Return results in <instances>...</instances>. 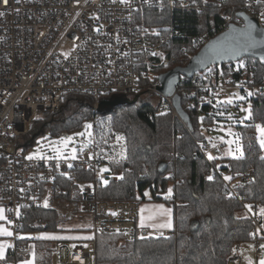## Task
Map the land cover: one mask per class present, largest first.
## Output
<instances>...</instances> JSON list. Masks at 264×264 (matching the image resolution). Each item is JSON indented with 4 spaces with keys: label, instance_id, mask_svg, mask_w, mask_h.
<instances>
[{
    "label": "built area",
    "instance_id": "built-area-1",
    "mask_svg": "<svg viewBox=\"0 0 264 264\" xmlns=\"http://www.w3.org/2000/svg\"><path fill=\"white\" fill-rule=\"evenodd\" d=\"M207 1L9 0L4 5L0 0V12L5 13L0 16V206L6 212L5 223L16 239L14 251L26 250L18 241L26 235L21 228L28 211L57 209L61 202L91 217L94 244L98 235L106 233L122 234L128 241L173 234L172 230L153 231L139 224V196L131 193L129 199L118 201L98 197V190L105 185L103 181L116 176L114 165L127 158L124 133L107 125L104 128L99 118H93L90 145L79 146L76 159L61 160L27 159L30 145L27 137L44 112H57L64 97L74 92L91 95L95 100L94 112L99 111L101 100L112 95L128 94L131 98L153 94L159 101V113L171 114L186 127L173 95L166 96L158 89L162 73L156 69L168 63L167 47L182 36L180 13L194 15L203 10ZM150 10L156 14L168 13L169 20L155 26L146 25ZM241 12L255 17L264 27L261 15L264 4L260 0H248L234 5L233 12L203 33L199 42L205 44L212 34L227 30L231 24L245 26V19L238 16ZM255 60L244 57L211 65L193 77L181 76L175 94H180L190 107L194 96L202 103L215 102L226 90L249 92L250 97L264 94V82L247 80L257 69ZM67 133L61 131L57 135L62 137ZM117 136L124 139L117 141ZM195 144L196 155L210 165L227 157L226 143L220 139H195ZM209 154L216 159L210 160ZM104 168L109 171L101 172ZM77 170L93 172V179L79 182ZM230 174L231 170L224 172L223 179ZM64 179L77 184L78 189L72 191V196L79 192V205L58 198L67 194V189L58 184ZM245 179L249 181L250 176ZM224 181L232 189L230 181ZM165 196L170 198L169 194ZM240 202V212L254 223L253 233L259 246L262 241L259 237H264V215L260 213L264 207L241 199ZM245 205H251L252 211ZM58 251V257L63 260L61 249ZM93 255L95 251L78 246L63 263L88 264ZM227 264H245L238 249H233Z\"/></svg>",
    "mask_w": 264,
    "mask_h": 264
},
{
    "label": "trees",
    "instance_id": "trees-1",
    "mask_svg": "<svg viewBox=\"0 0 264 264\" xmlns=\"http://www.w3.org/2000/svg\"><path fill=\"white\" fill-rule=\"evenodd\" d=\"M246 1L208 0L203 10L194 15L180 13L182 36L169 44V61L156 70L164 73L177 66H186L204 45L198 38L223 22L225 15L233 12L234 5ZM260 2L264 4V0ZM168 20V13L156 14L150 10L146 25L155 26V23ZM218 34H212V38ZM255 64L257 69L253 75H248L247 80L264 82V63L256 59ZM128 96L131 95H112L113 105H104L94 112L95 100L91 95L69 93L57 112H44L35 121L27 138L31 144L48 130L56 135L61 131H78L86 121L99 118L104 128L108 126L125 134L128 153L124 161L114 165V168L124 170L123 179L108 181L98 190V197L118 201L129 199L132 193L141 196L140 202L147 199L144 193L149 191L148 200L163 201L173 207L171 236L136 237L128 241L119 233L98 235L95 264H227L228 257L239 244L251 241L256 244L253 221L238 212L242 207L240 199L264 207V160L261 159L264 150L260 148L255 128L256 124L264 126V94L251 96L252 117L237 126L244 158L226 157L211 165L196 155L195 139L206 138L201 113L205 114L204 122L209 127L220 119L217 113H211L215 109L214 102L202 103L194 96L190 107L179 94L185 127L171 114L159 113V101L153 95L145 94L135 101L136 95ZM229 170L232 179L228 181L232 189L222 177ZM250 170H253L252 174ZM209 175L213 176L212 180L207 179ZM248 176L250 180L246 181ZM76 178L79 182H89L93 179V172L77 170ZM58 184L67 189V194L58 198L79 205V192L72 196V191L78 189L77 184L65 179ZM169 189L172 190L170 198H166ZM59 222L57 209L32 208L21 231H57ZM259 238L264 239L263 236ZM58 242L49 238L37 239L36 264H53ZM26 255V250H12L4 262L16 261Z\"/></svg>",
    "mask_w": 264,
    "mask_h": 264
},
{
    "label": "rangeland",
    "instance_id": "rangeland-1",
    "mask_svg": "<svg viewBox=\"0 0 264 264\" xmlns=\"http://www.w3.org/2000/svg\"><path fill=\"white\" fill-rule=\"evenodd\" d=\"M233 94H238L239 96H243L245 97L244 100H238L234 97ZM148 95H153V94H148ZM154 97H156L155 95H153ZM144 97V95L142 96ZM228 98H232L233 99V103L231 105L228 104H218L217 101H224L225 99ZM249 105H251V109H252V101H251V97L248 93H243L241 92V90L238 89H233V90H226V94L220 96L215 102H214V106L215 109H213L211 111V113H218V112H223L225 113L224 115H218L219 116V120H217L213 125H211L210 127L206 125V123L204 122V113H201L200 118H201V123L203 124V129H204V134L206 136V138L208 139H220L223 138V140L227 141V140H232L234 137L229 135V130L231 131V133H235L237 135H239L238 131H237V126L238 125H242L245 124L247 121H249L250 119L244 120L243 123L240 122V119L244 116H246L247 114L245 112H242L240 109L241 108H247ZM231 113L233 116L232 120H229L227 118V114ZM42 117V116H41ZM86 124H91L92 125V121L88 120L84 123L82 129L78 130V131H74V132H68L65 136H58L56 134H53L51 131H45L44 134L38 136L36 138V140L31 143L30 145H28V151H27V156L29 155H33L37 153V150L39 149V155L43 156V157H53L55 156V153L52 151V147H61V145H59L58 143L54 144L52 142H58L61 138L63 137H72V141L69 143L68 147L66 149H64V155L66 157H71L70 153H71V149L75 148L76 150L78 149L79 146H89L92 140V128L88 129L87 132H90L91 135H78V133H86V129H85V125ZM261 125V124H260ZM263 126V125H262ZM258 135V132H257ZM240 136V135H239ZM28 138V137H27ZM240 143H241V138H240ZM242 145V143H241ZM229 145L226 144V156L232 158L231 156L227 155V150H228ZM233 149L235 148V144L232 145ZM264 150V149H263ZM116 176H114V178L112 179L113 181H118L121 180L120 177H124V170L121 168H117L115 171ZM171 188V187H170ZM148 193V195L146 196L147 199L143 200V201H149L148 199L150 198V192L146 191ZM139 199H142L141 196L139 195ZM142 200L140 201V203L143 202ZM71 204H74V202H70ZM75 205V204H74ZM60 208H57V210L60 212V222L62 220H64L66 218V214H69V211L71 206L61 202L59 203ZM77 206V205H75ZM73 210V209H72ZM73 211L75 212H80V210H76L74 209ZM239 215H242V213L239 211L238 212ZM243 216V215H242ZM83 221L86 220V222H84L85 224L90 223L89 221V216L86 214H83ZM73 222L71 223H81L80 221L77 220H72ZM59 222V223H60ZM263 227H264V222H263ZM72 231V230H70ZM76 231V230H75ZM61 232H65V231H61ZM77 232V231H76ZM86 232V231H83ZM25 233V232H24ZM34 233V232H32ZM68 248H73L75 245V241H68ZM253 245H255V242H244L239 244L236 248H239L240 252L245 254L249 253L251 256L254 253V247ZM87 248L92 252L94 249V246L92 245L91 242H87ZM58 252L56 251L54 253V262L55 264H60L59 262V258H58ZM63 254L66 256L67 254V248L62 250Z\"/></svg>",
    "mask_w": 264,
    "mask_h": 264
},
{
    "label": "crops",
    "instance_id": "crops-1",
    "mask_svg": "<svg viewBox=\"0 0 264 264\" xmlns=\"http://www.w3.org/2000/svg\"><path fill=\"white\" fill-rule=\"evenodd\" d=\"M160 205H163L165 209H170L171 213L170 215L168 214H161V210L159 208ZM69 206V205H68ZM0 208H2L0 206ZM141 209H144L143 212H141ZM71 211H69V214H66V218L62 220L59 223V229L57 231H48V232H25V236L23 239H21V242L23 245L26 246V257L16 260V261H10V262H4L5 259L7 258L8 254L10 251L14 249V245L16 244V239L14 237L13 230L11 227H9L6 223L5 220H0V224L3 226L7 227L9 231L13 233L12 236H0V244L5 245L4 248V258L0 259V264H23L24 261L26 260H31L32 259V252H35L36 249V244L35 241L39 238L42 237H59V238H49V239H54L59 241L57 244L56 251L61 249V251L65 248H67V254L66 256L63 254V260L67 259L69 254L75 250L76 247L80 246L85 248L86 250L90 251L87 247L84 245H87V242H91L92 245L94 246L93 251H95V244L93 242L94 234L91 231V225H92V219L91 217L86 214V213H81V212H75L72 210V207L70 208ZM76 210H79L78 208ZM174 210L171 205H169L166 202L163 201H143L142 203L139 204V224H141V216H143V226L148 227L149 229L153 231H163V230H173L174 228V216H173ZM83 214H86L89 216V221L90 223L85 224L86 220L83 221ZM4 215L6 217V212L4 211ZM151 217V219H150ZM72 220H77L80 221L81 223H71L73 222ZM171 222V227H153V225H160V224H167L168 222ZM72 230V231H70ZM77 232H76V231ZM65 231V232H61ZM86 231V232H83ZM24 233V232H23ZM68 237H71L70 239ZM82 237H91L90 239H82ZM68 241H75L74 247L68 248ZM261 245H264V239L261 241L260 245L257 246L256 244L253 245L254 253L251 256L249 253L243 254L240 252L239 248H237L240 252V254L243 257V262L245 264H260V261L264 259V248L261 247ZM239 247V246H238ZM55 251V252H56ZM54 252V253H55ZM54 257V255H53ZM59 258V257H58ZM63 260L59 258L60 264H64ZM34 264H36V254H35V261ZM53 264H55L54 259H53ZM88 264H95V255L89 259Z\"/></svg>",
    "mask_w": 264,
    "mask_h": 264
},
{
    "label": "water",
    "instance_id": "water-1",
    "mask_svg": "<svg viewBox=\"0 0 264 264\" xmlns=\"http://www.w3.org/2000/svg\"><path fill=\"white\" fill-rule=\"evenodd\" d=\"M238 16L245 19V26L240 27L231 24L227 30L206 42L191 57L186 66H177L160 75L161 86L158 89L166 96L173 95L174 103L179 112H181L180 97L175 94V91L181 76L193 77L197 71L211 65L235 62L244 57H253L264 63V43L233 50V38L241 36L245 29H250L257 41L264 39V27L259 23L258 19L243 12L238 13ZM138 98L139 95L134 98V101ZM114 103L113 99H103L100 101V107L113 105Z\"/></svg>",
    "mask_w": 264,
    "mask_h": 264
},
{
    "label": "snow or ice",
    "instance_id": "snow-or-ice-1",
    "mask_svg": "<svg viewBox=\"0 0 264 264\" xmlns=\"http://www.w3.org/2000/svg\"><path fill=\"white\" fill-rule=\"evenodd\" d=\"M121 2H125V0H121ZM9 3V0H3V4L7 5ZM5 13L4 12H0V16H3ZM262 16H264V13L261 14ZM258 43H264V39L257 41L256 38L253 36L252 32L250 29H245L243 34L239 37H235L233 38V50H237V49H241V48H247V47H251L254 46ZM68 54H65V56H67ZM241 67H243V65H241ZM234 97L238 100H244L245 97L243 96H239L238 94H233ZM249 95H251V93H249ZM218 104H228L231 105L233 103V99L232 98H228L225 99L224 101H217ZM242 112H245L247 115L242 117L240 119V122L243 123L244 120L250 119L252 117V109H251V105H249L247 108H241L240 109ZM218 115H224L225 113L223 112H218ZM227 118L229 120L233 119V116L231 113L227 114ZM86 129V133H78V135H91L90 132H87L88 129L92 128L91 124H86L85 126ZM255 128L258 132V137L257 140L259 142L260 148L264 149V126L260 125V124H256ZM229 135L233 136L234 138L232 140H223V138H221V141L228 144V150H227V155L231 156L233 159H243L244 158V151H243V146L240 143V136L235 134V133H231V131L229 130ZM72 137H63L61 138L58 142H52L54 144L58 143L59 145H61V147H52V151L55 153V156L53 157H48L49 159H56V160H61V159H67L68 157H66L64 155V149H66L69 145V143L72 141ZM124 138L122 136H117V141L123 140ZM235 144V148L233 149L232 145ZM213 147H216L215 144H213ZM39 149L37 150L36 154L33 155H29L27 157V159L32 160L34 158H40V159H44L45 157L40 156L39 155ZM76 149L72 148L71 149V159H76ZM121 155H123V153H121ZM208 158L210 160L212 159H216V157H213L211 154H209ZM262 160H264V156L261 157ZM58 166V165H57ZM69 167H72L71 164L68 165ZM101 172H107L109 171V169L104 168L100 170ZM120 179H123V177H120ZM208 180H212L213 176L209 175L207 177ZM232 177L231 176H224V180H231ZM104 184H107L108 181L104 180L103 181ZM234 187H240V185H234ZM171 189L168 190L169 195L171 194ZM145 196L148 195L147 192L144 193ZM45 205H47V201H45ZM245 207L249 210L252 211V206L251 205H245ZM160 210H161V214H168L170 215L171 210L170 209H165L163 207V205L159 206ZM4 209L0 208V220H5L6 217L4 215ZM144 209H141V212H143ZM261 215H264V209L260 210ZM17 215H19V213L17 212ZM113 215H115V213H113ZM143 216H141V226H143ZM151 219V217H150ZM11 223V222H8ZM153 227H160V228H164V227H171V222L169 220V222L167 224H160V225H153ZM13 233L11 231H9V229L5 226H3L2 224H0V236H12ZM42 238H59V237H42ZM69 239L71 237H68ZM91 237H82V239H90ZM85 247H87V245H84ZM262 248H264V245H261ZM4 248L5 245L0 244V259L4 258ZM235 251V250H234ZM35 261V252H32V259L31 260H26L23 262V264H34ZM260 264H264V259H262L260 261Z\"/></svg>",
    "mask_w": 264,
    "mask_h": 264
},
{
    "label": "flooded vegetation",
    "instance_id": "flooded-vegetation-1",
    "mask_svg": "<svg viewBox=\"0 0 264 264\" xmlns=\"http://www.w3.org/2000/svg\"><path fill=\"white\" fill-rule=\"evenodd\" d=\"M142 96H139V98H141Z\"/></svg>",
    "mask_w": 264,
    "mask_h": 264
}]
</instances>
